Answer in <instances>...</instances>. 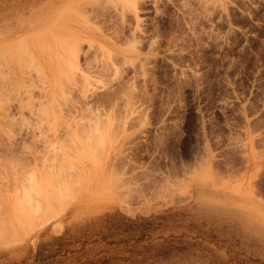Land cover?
<instances>
[{"label":"rangeland","instance_id":"374dc122","mask_svg":"<svg viewBox=\"0 0 264 264\" xmlns=\"http://www.w3.org/2000/svg\"><path fill=\"white\" fill-rule=\"evenodd\" d=\"M0 87V264H264V0H0Z\"/></svg>","mask_w":264,"mask_h":264},{"label":"bare ground","instance_id":"6f19581e","mask_svg":"<svg viewBox=\"0 0 264 264\" xmlns=\"http://www.w3.org/2000/svg\"><path fill=\"white\" fill-rule=\"evenodd\" d=\"M72 5H73V4H72ZM80 10H81V9H80ZM62 13H63V12H62ZM62 13H61V14H62ZM57 15H58V14H57ZM59 16H60V14H59ZM59 16H58V17H59ZM55 18H56V16H55ZM60 19H61V17H60ZM60 19H57L56 21H58V20H60ZM51 20H52V19H51ZM50 23H51V21L49 22V26H50ZM55 23H56V22H55ZM55 23H54V24H55ZM61 23H62V22H61ZM57 25H58V24H57ZM59 25H61V24L59 23ZM51 26L54 27V26H53V23H51ZM62 27H63V26H62ZM54 29H56V28L54 27ZM52 30H53V29H52ZM61 30H62V29H61ZM64 30H65V29H64ZM59 31H60V29L58 30V32H59ZM39 32H40V31H39ZM44 32H45V34L47 33V32H46V29H45ZM44 32H43V33H44ZM48 32H49V31H48ZM62 32H63V30H62ZM52 33H53V32H52ZM54 34H55V33H54ZM56 34H57V32H56ZM56 34H55V35H56ZM65 34H66V33H65ZM37 35H38V34H37ZM42 35H43V34H42ZM46 35H47V34H46ZM46 35H45V36H46ZM48 35H49V34H48ZM52 35H53V34H52ZM40 36H41V35H39V37H40ZM67 36H68V35H67ZM47 37H48V36H47ZM52 37H53V36H52ZM56 37H57V35H56ZM58 38H59V37H58ZM58 38H57V39H58ZM71 38H72V37H71ZM73 38H74V37H73ZM52 39H54V37H53ZM55 39H56V38H55ZM64 39H65V38H64ZM59 40H60V39H59ZM18 41H19V40H18ZM53 41H54V40H53ZM19 42H20V41H19ZM59 42H60V41H59ZM22 43H24V42H22ZM60 44H61V42H60ZM60 44H59V46H60ZM65 44H67V42H65ZM65 44H63V45L65 46ZM79 44H80V43H78L77 45L79 46ZM69 45H70V44H68V46H69ZM22 46H24V45H22ZM78 46H77V47H78ZM16 47H18V46L16 45ZM16 47H15V48H16ZM61 47H62V46H61ZM18 48L20 49V46H19ZM22 48H23V47H22ZM25 48H26V47H25ZM66 48H67V47H66ZM12 49H13V48H12ZM67 49L69 50V48H67ZM14 50H15V49H14ZM24 50H25V49H24ZM15 51H19V50L16 49ZM19 55H21V54H19ZM19 55H18V56H19ZM62 58H63V57H62ZM22 59H23V58H22ZM76 61H77V60H76ZM69 63H70V62H69ZM75 66H76V65H75ZM68 67H70V66H68ZM59 69L62 70L61 68H59ZM72 69H73V68H72ZM107 69H108V68H107ZM22 71H23V70H22ZM73 72H74V71H73ZM73 72H72V73H73ZM8 73H9V72H8ZM62 74H63V72H62ZM65 74H66V73H65ZM76 74H77V73H76ZM73 76L75 77V75H73ZM73 76H72V77H73ZM81 76H82V75H81ZM22 77H24V76H22ZM26 77H27V76H26ZM55 78H56V77H55ZM12 79H13V78H12ZM5 82H6V81H5ZM67 86H68V85H67ZM0 88H1V87H0ZM1 90H2V89H1ZM56 94H57V93H56ZM81 95H82V94H81ZM83 95H84V94H83ZM0 96H2V95H0ZM8 97H9V96H8ZM1 98H2V97H1ZM1 98H0V100L3 99V98H2V99H1ZM56 98H57V97H56ZM66 98H67V97H66ZM82 99H83V98H82ZM4 101H5V100H4ZM63 104H64V103H63ZM2 105H3V104H2ZM38 106H39V105H38ZM4 108H5V107H4ZM86 108H87V107H86ZM88 109H89V108H88ZM53 110H54V109H53ZM89 110H90V109H89ZM3 111H4V110H3ZM5 111H7V110L5 109ZM5 111H4V112H5ZM40 112H41V111H40ZM42 112H43V111H42ZM90 112H91V110H90ZM93 112H94V111H93ZM97 112H98V111H97ZM35 113H36V111H35ZM38 113H39V112H38ZM4 114H5V113H4ZM41 115H42V114H41ZM3 116H4V115H3ZM94 116H96V115H94ZM40 117H41V116H40ZM43 117H44V116H43ZM68 118H69V117H68ZM92 118H93V117H92ZM94 118H95V117H94ZM98 119H99V117H98ZM83 120H84V119H83ZM58 121H59V120H58ZM89 121H90V119H89ZM33 123H34V122H33ZM89 123H92V122H89ZM51 124H52V123H51ZM91 126H92V125H91ZM79 130H80V129H79ZM87 130H88V129H87ZM89 130H90V129H89ZM77 131H78V129H77ZM80 131H81V130H80ZM78 132H79V131H78ZM81 133H82V131H81ZM76 134H78V133H76ZM84 134H85V133H84ZM72 135H73V134H72ZM82 135H83V134H82ZM69 136H70V135H69ZM85 136H86V135H85ZM85 136H84V139H85ZM89 136H90V135H89ZM100 137H101V136H100ZM84 139H82V140H84ZM68 140H69V139H68ZM72 140L74 141L73 144L76 143V145H74V146H77L78 144H77V142L75 141L76 139H74V137H73ZM78 140H79V139H78ZM93 140H94V138H93ZM95 140H96V139H95ZM95 140H94V141H95ZM102 140H103V139H102ZM84 141H85V140H84ZM84 141H83V142H84ZM69 142H70V144L72 145L71 141H68V142H67V144L69 145L68 147H70ZM78 142H79V141H78ZM80 142H81V143H79V144H81V146H82V145H83V142L81 141V139H80ZM86 142H87V141H86ZM103 142H104V141H103ZM94 143H95V142H94ZM94 143H93V145H91V149H94V148L96 147V143H97V141H96V143H95V147H94ZM97 145H98V144H97ZM100 145H101V144L98 145V148H99ZM61 146H62V145H61ZM72 146H73V145H72ZM85 146H88V144H86ZM101 146H102V145H101ZM55 147H56V146H55ZM64 147H65V146H64ZM78 147H79V145L77 146V148H78ZM93 147H94V148H93ZM81 148H82V147H81ZM81 148H80V149H81ZM96 148H97V147H96ZM71 149H73V148H71ZM99 149H100V148H99ZM102 149H103V148H102ZM105 149H106V147H105ZM65 150H66V149H65ZM74 150H75V149H74ZM86 150H87V148H86ZM94 150H95V149H94ZM100 150H101V149H100ZM78 151H79V149H78ZM92 151H93V150H92ZM67 152H68V151H67ZM80 152H82V155H84V153H85L86 151L84 152V149H83L82 151L80 150ZM87 152H88V151H87ZM98 152H100V151L98 150ZM98 152H97V149H96V152H95V153L97 154ZM53 153H54V152H53ZM78 153H79V152H78ZM70 154H71V152H70ZM70 154H69V155H70ZM90 154L93 155L92 153H90ZM96 154H94V155H96ZM98 154H99V157H100V153H98ZM98 154H97V155H98ZM51 155H52V154H51ZM78 155H79V154H78ZM91 155H90V156H91ZM97 155H96V157H97ZM59 156H60V155H59ZM59 156H58V154L56 155V157L60 158ZM75 156H76V155H75ZM84 156H85V155H84ZM84 156H83V157H84ZM69 157H70V156H69ZM71 157H74V155L72 154ZM91 157H92V156H91ZM91 157H90V158H91ZM96 157L94 156L95 159H97ZM99 157H98V158H99ZM52 158H55L54 155H52ZM63 158H64V157H62L61 159H63ZM74 158H75V157H74ZM76 158H77V157H76ZM85 158H86V157H85ZM100 158H101V157H100ZM61 159H59V160H61ZM64 159H65V158H64ZM81 159H82V158H81ZM92 159H93V158H92ZM82 160H83V159H82ZM84 160H86V159H84ZM84 160H83V162H84ZM97 160H98V159H97ZM2 161H3V160H2ZM92 161L94 162V160H92ZM51 162H52V161H51ZM60 162H62V160H61ZM64 162H65V164H62V165H64V166H62L63 169H64L65 167H69V166H70L69 163H67L66 161H64ZM64 162H63V163H64ZM88 162H89V161H88ZM66 163H67V164H66ZM51 165H52V163H51ZM53 165H54V166H52V167H56V169H57V166H58V165L56 166V164H54V163H53ZM65 165H66V166H65ZM52 167H51V170H52ZM62 167H61V163H60V167H58V168H59L58 170L60 171V169H61ZM71 167H73V170L75 169L74 166H71ZM81 167H82V166H81ZM48 168H49V167H48ZM48 168H46V169L44 168V169L47 171ZM56 169H55V170H56ZM28 170H29V169H28ZM53 170H54V169H53ZM53 170H52V171H53ZM55 170H54V171H55ZM61 170H62V169H61ZM75 170H76V169H75ZM26 171H27V170H26ZM31 171H32V170H31ZM52 171H51V172H52ZM54 171H53V172H54ZM0 172H1V171H0ZM28 172H30V170H29ZM53 172H52V173H53ZM56 172H57V173H56ZM61 172H62V171L59 172L60 176H61L62 173H63V172H62V173H61ZM75 172H77V171H75ZM32 173H33V171H32ZM52 173H50V174H51V175H50L51 178H52V176H53L54 174H55V175H58V171H57V170L54 172V174H52ZM65 173H66V172H65ZM29 174H30V173H29ZM29 174H28V175L26 174V175L29 177ZM69 174H70V173H69ZM77 174H79V172H78ZM2 175H3V174H2ZM30 175H31V174H30ZM79 175H80V174H79ZM17 176H19V175H17ZM27 176H26V177H27ZM34 176H35V175H34ZM66 176H69V175H67V173H66ZM75 176L77 177V175H75ZM115 176H116V174H115ZM2 177H5V176H2ZM21 177H22V176H21ZM28 177H27V178H28ZM36 177H37V176H36ZM53 177H54V176H53ZM64 177H65V174H64ZM80 177H81V175H80ZM112 177H114V175H113ZM32 178H34V177H32ZM70 178H71V177H70ZM77 178H78V177H77ZM77 178H76V179H77ZM28 179H29V178H28ZM30 179H31V178H30ZM30 179H29L28 182H30ZM36 179H37V178H36ZM36 179H35V180H36ZM53 179H54V178H53ZM57 179H58V178L55 179L56 182L58 181V183H61V182H59L60 180H59V179L57 180ZM66 179H67V178H66ZM80 179L82 180V177H81ZM111 179H112V178H111ZM23 180H24V177H23ZM23 180H22V181H23ZM77 180H78V179H77ZM81 180H78V182H79V181L81 182ZM119 181H120V179H119ZM36 182L38 183L37 180H36ZM51 182H53V181H51ZM54 182H55V181H54ZM54 182L52 183L53 186L57 185V183L55 184ZM75 182H76V181H74V184H75ZM24 183H25V182H24ZM76 183H77V182H76ZM115 183H116V181H115ZM122 183L125 184V181H124L123 179H122ZM31 184H33V182H32ZM50 184H51V183H50ZM50 184H49V185H50ZM67 184L69 185L70 183H67ZM77 184H78V183H77ZM80 184H81V187H82V182H81ZM117 184H118V186H119L121 183L117 182ZM24 185H25V184H24ZM26 185H27V184H26ZM61 185H62V184H61ZM61 185H60V186H61ZM71 185L73 186V184H71ZM78 185H79V184H78ZM114 185H115V184H114ZM60 186H59V190L61 191V196H62V198H64V200H65V197L67 198V200H68V198L70 199V195H69L68 193H65L67 190L65 191V190L63 189L64 187L60 188ZM72 186H70V187H72ZM75 186H76V187H75ZM75 186H74V187L77 188V185H75ZM118 186H116V187H118ZM27 187H28V185H27ZM27 187L25 186V188H27ZM37 187H38V186H37ZM74 187H72V188H74ZM116 187H114V188H116ZM16 188H17V187H16ZM25 188H24V189H25ZM34 188H35V187H34ZM38 188H39V187H38ZM38 188H37V189H38ZM52 188H53V187H52ZM20 189H21V188H20ZM66 189H67V188H66ZM16 190H17V189H16ZM29 190H30V189H28L27 191H25V193H27L26 195H29V194H28V191H29ZM50 190H51V189H50ZM52 190H53V192H54V189H52ZM55 190L57 191L56 187H55ZM69 190H70V189H69ZM71 190H72V189H71ZM75 190H76V189H74V192H75ZM77 190H78V189H77ZM18 191H19V190H18ZM18 191H17V193H18ZM31 191H32V190H31ZM38 191L40 192L39 189H38ZM121 191H122V190H121ZM121 191H119V193H120ZM21 192H22V191H21ZM70 192H72V191H70ZM70 192H69V193H70ZM29 193H30V192H29ZM32 193H33V191L30 193L31 196H32ZM54 193H55V192H54ZM56 193H58V192H56ZM72 193H73V192H72ZM116 193H118V191H117ZM121 193H122V192H121ZM121 193H120V194H117V195H121V197H123V195H122ZM40 194H41V193H40ZM43 194H44V193H43ZM67 194H68V195H67ZM17 195H18V194H17ZM17 195H16V196H17ZM21 195H22V194H21ZM30 195H29V196H30ZM44 195H45V194H44ZM52 195H54V194L52 193ZM59 195H60V192L58 193V196H59ZM117 195H116V196H117ZM19 196H20V195H19ZM23 196H24V193H23ZM34 196L36 197V195H34ZM67 196H68V197H67ZM21 197H22V196H21ZM21 197H19V198H21ZM117 197H118V196H117ZM30 198H31V197H29V201H30ZM38 198H39V196H38ZM53 198H54V197H53ZM59 198H60V197H59ZM115 198H116V197H115ZM49 199H51V196L49 197ZM15 200H16V199H15ZM19 200H20V199H19ZM24 200H25V196H24ZM33 200H34V199H32L31 201H33ZM39 200H40V199H39ZM41 200H43V199H41ZM41 200H40V202H41ZM56 200H57V199H56ZM58 200H59V199H58ZM43 201H44V200H43ZM43 201H42V204H43V203L46 204V203L43 202ZM50 201L52 202V199H51ZM59 201H61V200H59ZM17 202H18V201H17ZM17 202H16V206H17L19 203H20V205L22 206V204L24 203V202L22 203V202L19 201V203L17 204ZM62 202H63V201H61V203H62ZM31 203H32V202H30V204H31ZM36 203L38 204L39 208H41V207L44 208V210H43L42 208H41L40 210L45 211V220H46V219L51 215V214H50L51 211H52V208H51V207H52L53 205H52L51 207H50L48 204H46L45 206H43L44 204H43L42 206H40L41 204L38 203V200H37ZM14 204H15V203H14ZM59 204H60V203H59ZM23 205H25V204H23ZM47 205H48V206H47ZM2 206H3V205H2ZM31 206H32V205H31ZM31 206H30V207H31ZM34 206H36L35 203H34L33 207H34ZM17 207H18V206H17ZM17 207H14V209L16 210ZM24 207H26V205H25ZM28 207H29V205H28ZM48 207L51 208L50 212H48L49 214H48L47 211H46V210L48 209ZM22 208H23V206H22ZM39 208H37V209H39ZM46 208H47V209H46ZM35 209H36V207H35ZM4 210H5V208H4ZM20 210H21V209L19 208V211H20ZM1 211H2V210H1ZM16 211H17V210H16ZM31 211H32V210H31ZM34 211H35V210H34ZM34 211H33V212H34ZM20 212H21V211H20ZM38 212H39V210H38V211L36 210L34 213L36 214V216H38V214H39V216H41V214L38 213ZM3 213H5V211H3ZM34 213H33V214H34ZM37 213H38V214H37ZM43 213H44V212H43ZM46 213H47L49 216H48ZM25 214H26V213H25ZM30 214H31V213H30ZM35 214H34L33 217H36ZM19 215H20V214H19ZM19 215H18V216H19ZM21 215H22V214H21ZM21 215H20V216H21ZM0 216H1V215H0ZM3 216H5V215H3ZM15 216H16V215H15ZM25 216H26V215H25ZM39 216L37 217L38 219H39ZM46 216H47V218H46ZM18 218H19V217H18ZM5 219H6V218H5ZM20 219H21V218H20ZM25 219H26V217H25ZM29 219H30V218H29ZM42 219H43V218H42ZM42 219H40V220H42ZM1 220H2V219H1ZM22 220H23V218L20 220V223H21ZM26 220H27V219H26ZM45 220H44V221H45ZM3 221H4V219H3ZM28 221H29V220H28ZM6 222H7V221H5V223H6ZM22 222H23V221H22ZM40 222H41V221H40ZM26 223H28V222H26ZM22 224H24V222H23ZM29 225H30V222H29ZM22 226H23V225H22ZM2 228H3V226H2ZM2 230H3V231H0V236H2V237L5 236V238L0 237V238H2L1 241H3V240H7L8 238H10V237L13 236V235L10 236V234H13V233H11V231H13V230L10 228V226L8 225V223H7V224H4V229H2ZM8 235H9L10 237H8ZM6 237H7V238H6ZM12 238L15 239V237H12ZM12 238H11V239H12ZM18 238H19V237H18ZM11 239H10V240H11ZM1 241H0V243H1ZM5 243H6V242H5ZM2 244H3V242H2Z\"/></svg>","mask_w":264,"mask_h":264},{"label":"trees","instance_id":"16d2710c","mask_svg":"<svg viewBox=\"0 0 264 264\" xmlns=\"http://www.w3.org/2000/svg\"><path fill=\"white\" fill-rule=\"evenodd\" d=\"M145 247H148L146 250L148 252L147 253L148 255H146L147 257L165 258L171 252L178 250L180 246L178 244H172V243L166 242V243H160L157 246L148 245ZM147 257H144V258H147ZM109 260H110V257L101 256L95 259H87L82 264H108Z\"/></svg>","mask_w":264,"mask_h":264}]
</instances>
